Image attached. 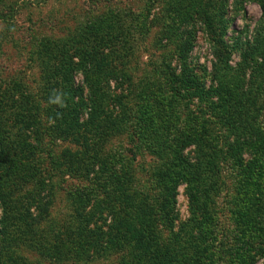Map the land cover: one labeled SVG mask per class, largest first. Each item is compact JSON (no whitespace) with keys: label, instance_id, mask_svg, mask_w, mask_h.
Returning a JSON list of instances; mask_svg holds the SVG:
<instances>
[{"label":"trees","instance_id":"1","mask_svg":"<svg viewBox=\"0 0 264 264\" xmlns=\"http://www.w3.org/2000/svg\"><path fill=\"white\" fill-rule=\"evenodd\" d=\"M189 1L171 4L169 16L179 17L186 24L193 15L206 27L215 44L214 54L223 67L217 68L214 76L221 79L231 68L227 66L231 47L224 39L228 29L225 24L228 0ZM244 1L235 0L233 8L239 10ZM256 1L263 17L246 55L264 67V0ZM189 7L193 8L192 15ZM118 13L108 11L101 16L116 17L112 25L107 24L110 21L93 25L89 31L82 30L61 45L46 40L36 47L43 74L41 91H32L24 82L11 80L0 92V239L4 240L0 264H35L27 256L16 255L14 249L18 246L36 251L43 259L62 260L65 254L62 256L58 245L64 246V235L73 245L69 249L72 258L86 263L89 259H109L118 247L123 250L124 242L135 239L139 244L131 252L134 259L125 264H217L212 251L216 241L211 226V202L222 157L211 138L210 120L198 121L194 128L185 124L180 130L168 113L167 107L171 106L147 111L149 125L143 128L147 136L145 143L155 155L165 159L164 166L154 173L159 193L151 198L146 191L135 187L133 183L138 181L118 159L122 156L114 157L105 150L112 129L118 132L124 123L120 115L111 113L107 104L108 97H115L121 102V109L123 106L124 96L115 94L114 86L110 85L114 81L121 83V79L132 81L130 73L117 71L113 62L108 65L105 60L109 52L119 48L110 41L122 26ZM184 31L180 35L175 33L176 61L166 58L164 79L171 89L167 101L174 105L175 99H185L188 93L208 98L209 110L204 108L202 114L210 118L216 107L221 110L218 120L229 137H233L229 148L253 146L262 152L264 147L256 130L258 113L250 112L246 104L253 96L256 104L261 95L252 90L243 91V85L226 79L215 89L202 91L189 61L197 40L194 24ZM126 60L122 61L123 65ZM78 73L83 75L81 84L77 83ZM43 114L49 117L47 123L41 117ZM106 118H111V125L115 120L112 129L110 126L103 129ZM118 119L122 121L119 123ZM59 141L80 147L83 155L79 157L66 150L61 156L53 147ZM192 147L193 155H190L188 150ZM47 149L46 158L50 160L45 164L40 150ZM234 157L243 163L241 156ZM65 174L84 176L95 186L71 193L66 224L51 234L46 221L66 180ZM181 184L186 185L191 218L178 226L175 206ZM254 207L255 203L248 210ZM167 229L171 242L162 238ZM52 235L57 236V245H50ZM178 245L180 252L174 250Z\"/></svg>","mask_w":264,"mask_h":264},{"label":"rangeland","instance_id":"2","mask_svg":"<svg viewBox=\"0 0 264 264\" xmlns=\"http://www.w3.org/2000/svg\"><path fill=\"white\" fill-rule=\"evenodd\" d=\"M186 1L190 2L189 0H0V92L11 80L24 82L32 91H41L43 74L35 54L36 47L46 40L48 43L55 41V44L61 45L77 36L82 30L89 31L93 25H105L109 21L107 24L112 25L116 17L111 14L107 15L108 19L101 16L108 11L115 14L119 12L122 21L118 22H122V26L118 27L116 37H111L110 40L119 45V48L109 52L105 60L108 65L113 62L117 71L130 73L132 81L121 79V83L114 81L110 85L114 86L115 94L124 96L123 106L121 109V102L115 100V97H108L110 99L107 104L111 107L109 108L111 113L120 115L119 118H122L124 123L120 125L118 132H113L112 129L114 119L112 125L111 118H106L102 123L103 129L106 126L112 129V134L110 133L112 137L106 140L105 150L114 157L122 156L118 159L138 181L136 183L134 181L135 187L141 188L143 192L146 191L151 198L159 193L154 173L164 166L165 159L155 155L151 147L145 143L147 136L143 128L144 125H149L147 122L149 120L146 118L147 111L153 112L164 109L166 105L171 106L167 107L168 113L180 130L185 124L194 128L198 121L200 123L201 120L208 118L211 138L219 147L222 157L211 202L213 221L211 226L216 241L212 249L215 253V261L217 264H264V148L262 152L253 149V146L241 148L237 145L233 149L229 148V141H232L233 137H229V133L218 120L221 110L216 107L210 118L203 115L204 108H208L209 100L194 93H188L189 96L185 99H175L174 105L169 103L167 99L171 96V89L164 79L167 69L166 58L176 61L174 52L178 39H175L177 37L175 33L180 35L182 31L191 29L194 24L197 40L189 53V61L195 68L198 85L206 92L215 89L226 79L234 80L236 85H243V91L258 92L261 95L258 102L255 104L253 96L252 101L246 104L250 112L258 113L257 136L258 140H262L264 147V67H261L256 60L251 61V56L246 55L248 44L254 39L255 29L262 21L263 11L256 0H245L239 10L233 8L235 0H228L229 6L226 8L225 17L228 29L224 39L231 47L227 62V66L231 68L228 75H221L220 77L223 78L218 79L214 76L215 71L222 66L219 65V60L214 54L215 44L210 39L206 27L193 17V8H188L192 19L186 24H183L179 17L173 19L169 16L168 9L171 4L180 5L182 2L187 3ZM177 24L179 28H176ZM124 58H127L125 65L122 64ZM105 60L100 61V64L103 65ZM118 77L120 79L119 74ZM76 79L77 83L81 84L83 75L76 74ZM152 101H155L154 104ZM213 101L216 99L213 98ZM194 115L198 116L194 117ZM41 117L44 118L45 123L49 121L48 115L43 114ZM122 120L118 119V122ZM53 147L61 156L66 150L79 157L83 155V149L69 142L59 141ZM193 149L194 147L188 150L190 155H193ZM47 154L48 149L40 150L44 160L42 163L47 164L50 160L46 158ZM234 156H241L243 163ZM45 171L48 172L47 169ZM64 176L66 180L62 183L56 203L52 206L46 221L50 224L51 234L60 231L59 228L66 224L67 215L70 213L68 205L71 193L77 190L85 191L86 187L95 186L84 176L70 177V174ZM177 191L175 212L179 214L177 223L179 226L191 218V212L186 185L181 184ZM253 203H255L254 209L248 210ZM1 215L0 205V218ZM51 219L52 223H49ZM165 231L162 238L166 237L171 242L169 229ZM56 237L51 236V246L57 245ZM62 239L64 246L58 245L63 252L62 256L65 254L62 260L43 259L36 251L23 246H18L14 250L18 257L27 256L35 264H125L134 259L131 252L139 244V240L130 239L123 243V250L118 247L109 259L105 257L94 261L89 259L86 263L72 258L69 249L73 245L68 243L66 235ZM7 240L11 239L6 238ZM2 243L4 240L0 239V248ZM174 250L180 252V245ZM164 255L168 257V253L164 252Z\"/></svg>","mask_w":264,"mask_h":264},{"label":"clouds","instance_id":"3","mask_svg":"<svg viewBox=\"0 0 264 264\" xmlns=\"http://www.w3.org/2000/svg\"><path fill=\"white\" fill-rule=\"evenodd\" d=\"M57 100H59V97H57Z\"/></svg>","mask_w":264,"mask_h":264}]
</instances>
